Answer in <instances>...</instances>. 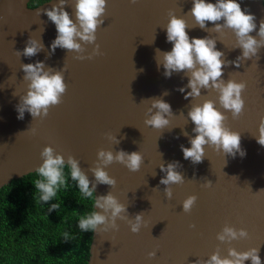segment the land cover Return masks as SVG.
Instances as JSON below:
<instances>
[{"label":"water","instance_id":"obj_1","mask_svg":"<svg viewBox=\"0 0 264 264\" xmlns=\"http://www.w3.org/2000/svg\"><path fill=\"white\" fill-rule=\"evenodd\" d=\"M30 2L0 0V189L35 173L47 146L65 159L72 155L80 160L81 168L93 181L89 169L95 166L100 149L140 152L144 163L137 172L118 162L107 166L105 170L117 184L114 188L98 185L96 195L111 191L127 206L128 212L122 215L134 219L143 213L145 224L139 233H133L127 221L117 218L118 231H93L88 264H195L209 259L217 249L221 257H227L228 249L233 247L240 252L259 248L264 264V146L255 138L264 116V47L259 57L241 60L240 67L225 64V81L246 82L243 115L233 119L231 112L220 106L218 91L202 90L200 97L185 99L191 89L178 90L188 83L185 73L174 72L167 78L163 66L157 64L156 49H172L166 41L165 28L170 9L187 21L190 37L216 38L217 49L224 53L222 59L235 61L242 55L231 29L209 33L195 26L194 17L186 15L193 0H138L136 4L108 0L104 23L96 33L103 55L83 61L75 59L76 53L61 48L51 53V43L57 35L55 25L45 14L37 16L36 12L58 0L35 8L29 6ZM238 2L242 10L255 16L257 28L251 35L259 39L264 0ZM65 10L75 19L74 0H68ZM207 27L214 25L209 22ZM30 38L42 40L44 50L31 58L17 56L16 51L22 52ZM85 48L84 55H88L95 44ZM36 61H44L46 67L55 70L65 66L67 92L62 103L52 107L43 121L34 120L28 112L18 119L17 105L28 90L21 64ZM164 92L169 94L165 96ZM151 98H162L172 106L174 116L163 130L145 124L151 107V102L145 100ZM205 100L215 101L226 116L225 126L240 133L245 156L224 155L205 146L206 156L201 163L184 159L180 146L191 147L189 139L195 135V125L187 113ZM106 133L116 136L120 143L108 140ZM171 162H179L177 171L185 182L172 184L173 196L168 199L166 186L160 184L166 175L160 164L167 166ZM207 180L212 182L210 188L203 186ZM192 195L197 196V201L186 213L183 202ZM193 224L195 228L190 227ZM225 225L237 230L245 228L249 237L221 243L216 237ZM153 251L157 254L150 258L148 254Z\"/></svg>","mask_w":264,"mask_h":264},{"label":"clouds","instance_id":"obj_2","mask_svg":"<svg viewBox=\"0 0 264 264\" xmlns=\"http://www.w3.org/2000/svg\"><path fill=\"white\" fill-rule=\"evenodd\" d=\"M138 0H130L131 4H136ZM108 0H74V17L65 10L68 0H58L52 3L49 8H41L36 12L37 16L42 13L55 25L56 38L51 43V53L57 48L76 53L75 59L91 60L96 56L103 55L97 41V30L104 23L103 17L106 15ZM190 14L196 21L195 26L209 33H220L225 29H231L236 37V48L242 50V55L235 61L222 59L224 53L217 49L216 38L211 36L190 37L187 29V21L177 16L173 10H169L170 17L166 28V41L172 44L171 51H161L156 49L157 64L164 68V75L171 78L172 74L184 72L188 77V83L178 90L187 92L185 99L197 98L202 94V90H216L219 93V104L224 110L232 114L233 119H238L243 115L245 100L242 93L246 89V82H237L233 79L225 81V64H235L240 67V61L259 57L261 47H264V20L260 22L257 37L251 35L257 28L255 16L242 10L238 0H216L215 3L208 0H193ZM211 22L214 27L208 28ZM95 44V48L88 55L85 45ZM42 40L30 38L23 51H16V55L31 58L44 50ZM51 53L49 55H51ZM21 69L25 73L23 79L28 82L27 93L20 97L17 105L19 113L18 119H23L25 112L31 114L33 119L39 118L43 121L49 115L50 109L62 103V97L67 92L68 85L65 83L64 72L46 67L44 61L21 64ZM164 92L163 95H168ZM151 102L145 119L147 126L158 130H163L171 123L174 116L172 106L162 98H151L145 100ZM144 102V101H143ZM187 117L195 125L193 132L195 135L189 139L191 147L181 145V150L185 160H190L193 164L201 163L206 156V147H213L215 151L223 152L224 155L235 156L239 153L242 157L246 152L241 148V136L239 132H234L224 121L225 114L216 107L213 100H205L203 104L193 105L187 113ZM35 129L32 132L35 133ZM258 136H255L257 143L264 146V116L260 119ZM106 138L115 144L120 141L111 133H106ZM187 136L188 133L184 132ZM42 164L35 169L39 178L33 182L34 188L38 191L39 200L48 202L57 196L58 190L67 186L65 169L70 173L72 181L76 182L79 192L84 197L93 198L94 210L82 216L78 222V228L85 232L89 230L99 233L107 231L109 228L119 230L116 224L117 218L127 221L133 233H139L145 224L143 213L137 214L134 219H128L127 206L119 202L118 198L108 192L106 195H96L98 185H108L114 188L117 180L110 176L105 168L114 162L124 165L131 172H137L144 163V157L140 152H127L123 149L118 152L100 149L95 166L89 171L94 175V181L89 179L86 171L80 166V160L72 155L67 159L63 154L57 153L52 146L45 147L41 152ZM181 167L179 162H171L165 166L160 164V169L166 175L161 178L160 184L165 185V193L168 199L173 196L172 184H182L185 182L184 176L177 169ZM91 185V186H90ZM204 187H211L212 182L207 180ZM197 201V196H189L183 202V211L191 212ZM59 208V204L53 203L51 210ZM109 220L111 223H109ZM101 226H104L101 228ZM195 228L196 226L190 225ZM249 232L245 228L237 230L233 226L225 225L223 230L217 234V239L221 243H231L234 240L248 238ZM259 248H252L248 251H237L234 247L228 249V256L221 257L219 249L211 255L209 259L197 260L195 264H245L250 260L251 264H262L259 255ZM156 251L150 252V258L156 256Z\"/></svg>","mask_w":264,"mask_h":264},{"label":"trees","instance_id":"obj_3","mask_svg":"<svg viewBox=\"0 0 264 264\" xmlns=\"http://www.w3.org/2000/svg\"><path fill=\"white\" fill-rule=\"evenodd\" d=\"M49 0H31L35 8ZM67 186L48 202L39 200L32 173L0 189V264H88L93 231L78 228L94 210L65 169ZM53 203L59 208L51 210Z\"/></svg>","mask_w":264,"mask_h":264}]
</instances>
